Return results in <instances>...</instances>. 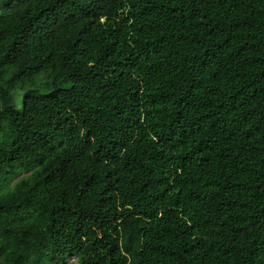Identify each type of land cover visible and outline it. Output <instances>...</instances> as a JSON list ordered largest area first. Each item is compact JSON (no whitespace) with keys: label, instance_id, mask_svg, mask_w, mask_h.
<instances>
[{"label":"trees","instance_id":"obj_1","mask_svg":"<svg viewBox=\"0 0 264 264\" xmlns=\"http://www.w3.org/2000/svg\"><path fill=\"white\" fill-rule=\"evenodd\" d=\"M71 257L264 264V0H0V264Z\"/></svg>","mask_w":264,"mask_h":264},{"label":"rangeland","instance_id":"obj_2","mask_svg":"<svg viewBox=\"0 0 264 264\" xmlns=\"http://www.w3.org/2000/svg\"><path fill=\"white\" fill-rule=\"evenodd\" d=\"M70 83L62 84V86H69ZM50 80L47 74H43L41 76H38L34 82H32L30 85L26 86V91H35L39 94H45L50 92ZM24 91L19 90L16 93H14V101L15 105L18 109L22 107V101H23ZM27 174H23V176H26ZM76 257H71L69 260L65 262V264H77Z\"/></svg>","mask_w":264,"mask_h":264}]
</instances>
